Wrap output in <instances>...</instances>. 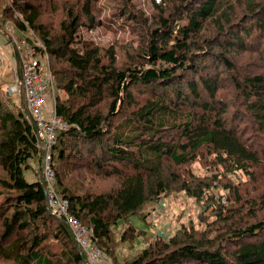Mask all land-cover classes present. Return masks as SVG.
<instances>
[{
  "label": "trees",
  "instance_id": "1",
  "mask_svg": "<svg viewBox=\"0 0 264 264\" xmlns=\"http://www.w3.org/2000/svg\"><path fill=\"white\" fill-rule=\"evenodd\" d=\"M3 1L2 17L51 55L64 94L55 111L68 123L53 150L59 193L96 247L112 257L121 224L120 241L135 245L145 232L130 218L147 223L151 206L185 193L212 212L211 231L183 226L127 264H264V192L242 194L264 184V0H153L152 17L134 0H113V24L134 35L124 52L80 40L82 27L104 24L92 16L100 0H63L55 40L36 1ZM22 101L0 96V264H86L51 213L42 176L26 178L43 140ZM78 156L91 158L88 187L71 183ZM195 162L207 177L189 171ZM97 178L115 182L106 191Z\"/></svg>",
  "mask_w": 264,
  "mask_h": 264
},
{
  "label": "rangeland",
  "instance_id": "2",
  "mask_svg": "<svg viewBox=\"0 0 264 264\" xmlns=\"http://www.w3.org/2000/svg\"><path fill=\"white\" fill-rule=\"evenodd\" d=\"M34 1H36L38 5L42 6V21L46 23L47 30H49L52 39L55 40L59 36V27L62 20L64 19V11L61 9L63 0H56L54 2L57 4L56 6L49 4L52 2L51 0ZM155 1L160 2L161 0ZM0 2H3V4L0 6L1 9L3 8L5 2L3 0H0ZM134 2L138 9L152 17L151 11H153V0H134ZM115 4L116 1L114 2L113 0H100L92 2V16L98 21H103L104 24L93 29L90 27H82L80 29V40L87 41L88 43H92L95 46L103 49H111L112 47L118 45L120 48H122L123 52L125 51L126 47H128L127 45L130 44L129 42L132 40L134 35L133 31L131 32L129 28H126L125 25L120 27L118 26V23L115 25L113 24L111 17L115 12ZM1 14L2 12L0 13V47L3 48V52L0 58V87L2 89L0 96H5L7 87L13 86L17 82L20 87V93L16 96H11L12 101L16 105V103H23V97L25 99L24 89L21 81V65L23 60L22 53L25 50L20 51L17 42L23 41L22 39L26 38V35L20 33L17 30L14 25L15 22L13 17H2ZM29 38V43L36 47L38 45V41L36 40L37 38H34L31 35H29ZM44 53H47L49 57V64L53 63L51 55L47 51H44ZM25 58L26 55L24 56V59ZM44 71H46V69H44ZM57 96L64 97V94L59 88L57 90ZM262 147L264 149V144ZM76 161L77 166H75V168H80V170L75 172L71 171V173L69 172V175H71V183L75 186L82 185L84 187H88L91 181V173L89 176L86 173L88 170L85 167L91 163V158L88 157L85 160L78 156V160ZM40 162L42 163V156ZM32 165H34V169L30 170L26 174V178L31 182L38 180L40 175L42 176L41 164L36 161L32 163ZM71 168V164H66L67 171H69ZM189 171L199 177H207L208 175L206 169L199 162L193 163L189 167ZM233 179L234 184L238 185L237 182L239 181V178L234 176ZM102 182L97 178V183L95 185H99L101 188H104L106 191H108L112 188L111 186L115 181L114 178H110ZM247 187V190L245 188L242 191V194L245 196V198H247L249 195H256L255 199H257L259 195L264 192V184L261 181L257 184H250ZM218 193L223 197L227 196L224 190H220ZM247 193L250 194L247 195ZM150 209H154L152 212L155 213L149 218L147 223L141 218L140 215H135L130 218V223L135 226L137 230L145 232V234H141L144 235V239H138L135 245L131 244V242L123 243L120 241V236L122 232L127 229V225L121 224L117 228V243L121 244L117 247L115 254L110 257L101 250L104 253L105 259H107L109 263L127 264L139 253H141L146 248L148 243H151L159 236L166 237L165 239L169 238L170 236L174 237L177 235V231L183 226H194L198 231H211V225L208 227L209 221L212 222L213 220H216V218L212 216V212L210 210L205 211V206H201L200 203H198L195 199L188 197L185 193L171 194L167 198H163L162 202L158 206L154 207L153 205ZM144 212L147 213L148 211L144 210ZM259 215L264 217V212H260ZM214 228L218 229L219 225H214ZM211 234L214 236L217 234V231H213Z\"/></svg>",
  "mask_w": 264,
  "mask_h": 264
},
{
  "label": "built area",
  "instance_id": "3",
  "mask_svg": "<svg viewBox=\"0 0 264 264\" xmlns=\"http://www.w3.org/2000/svg\"><path fill=\"white\" fill-rule=\"evenodd\" d=\"M35 38V36H33ZM17 42L22 53L21 81L24 89L26 104L30 116L42 137V163L41 173L45 184L48 206L53 215L65 221L73 233L79 248L86 255V264H111L105 259L104 253L95 246L88 228L70 213L68 199L59 193V182L54 168L53 150L58 141L60 131L68 128L67 121L58 116L55 111L57 86L51 70L50 60L43 43L37 38L38 45L34 47L25 38ZM3 48L0 47V58ZM26 58L24 59V56ZM20 65V64H19ZM46 69V71H44ZM6 92L11 96L20 93L19 84L16 82L9 86ZM47 98L53 103L51 112L47 111ZM153 212L152 215H154Z\"/></svg>",
  "mask_w": 264,
  "mask_h": 264
},
{
  "label": "crops",
  "instance_id": "4",
  "mask_svg": "<svg viewBox=\"0 0 264 264\" xmlns=\"http://www.w3.org/2000/svg\"><path fill=\"white\" fill-rule=\"evenodd\" d=\"M53 103H52V100H50V99H47V104H46V107H47V111L48 112H51L52 111V109H53ZM34 166V165H33ZM35 181V180H34Z\"/></svg>",
  "mask_w": 264,
  "mask_h": 264
}]
</instances>
